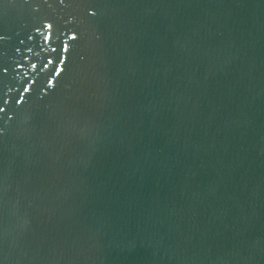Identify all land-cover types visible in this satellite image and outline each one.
Wrapping results in <instances>:
<instances>
[{"label":"water","instance_id":"1","mask_svg":"<svg viewBox=\"0 0 264 264\" xmlns=\"http://www.w3.org/2000/svg\"><path fill=\"white\" fill-rule=\"evenodd\" d=\"M0 264H264V0H0Z\"/></svg>","mask_w":264,"mask_h":264}]
</instances>
